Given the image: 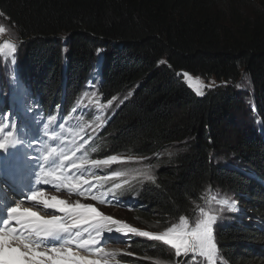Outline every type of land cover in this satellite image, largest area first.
<instances>
[{"label":"trees","instance_id":"trees-1","mask_svg":"<svg viewBox=\"0 0 264 264\" xmlns=\"http://www.w3.org/2000/svg\"><path fill=\"white\" fill-rule=\"evenodd\" d=\"M0 18L18 40L8 72L22 63L26 75L17 72L45 105L59 96L72 104L96 62L102 99L127 93L94 156L133 153L155 164L145 180L120 173L118 186L138 188L141 200L116 209L128 228L160 232L219 191L248 212L227 209L217 224V264H264V225L256 223L264 222V0H0ZM7 69L0 61V83ZM180 71L219 84L198 96ZM242 77L255 110L235 86ZM125 229L123 264L180 259Z\"/></svg>","mask_w":264,"mask_h":264},{"label":"snow or ice","instance_id":"snow-or-ice-1","mask_svg":"<svg viewBox=\"0 0 264 264\" xmlns=\"http://www.w3.org/2000/svg\"><path fill=\"white\" fill-rule=\"evenodd\" d=\"M5 31L4 27L0 25V33ZM5 49L11 53H15L14 45L4 44L0 45V52ZM97 49V55L101 52ZM14 63V62H13ZM160 63H164L161 61ZM184 79L189 88L193 89L198 96L204 95L201 83L194 82L189 74L185 72ZM211 85H209L210 87ZM132 95V93H129ZM27 99V97H25ZM111 103V101L109 102ZM28 109V106H27ZM0 118L7 120V125L0 124V151H5L8 147L14 146L19 141L16 137L17 122L12 118L10 111H5L0 114ZM5 127H10L11 131L5 132ZM47 130L48 125H44ZM39 144V142H33ZM48 148L46 153L42 152L40 156L47 165H55L56 161L50 159L54 153V149L44 145ZM116 157H111L110 161H93V165L99 167L101 163H108L115 161ZM73 168H79L81 165H72ZM49 177H52L50 179ZM67 177L63 176L62 171L56 174L55 167H51L49 171H45V165H40V171L37 174L36 185H49L56 181L63 182ZM81 181L69 185V190L72 191L78 188ZM87 183V181H83ZM43 192L37 193L35 190L26 193L24 196L28 200H36L38 196L42 197ZM43 199L42 202L45 209L54 208L65 214V219L56 216L51 218L41 217L37 212H33L28 208H21L19 204H12L6 209V218L0 221V264H111L108 257L114 259L115 253L104 252V249L99 248L96 251L98 259L88 260L85 256L74 252L67 247L71 245L74 240L80 241L77 244L79 248L87 249L88 245L97 244V238L101 233L107 230L111 233L112 227L107 221L109 218L90 217L86 213L94 212L95 209L90 206L68 205L64 200H57L55 197ZM221 204L226 205L231 211H236L234 203H229L228 200L220 201ZM98 215V214H97ZM216 216L211 215L201 209V218H199L194 226H190L188 220L184 216H180L179 225L168 227L162 234L153 235L149 232H137L135 228H128L127 225L118 226L115 228L116 233H122L125 228L128 232L136 233L140 236L148 237L150 239L162 241L165 245L170 246L174 250L176 257H187L189 253L194 256L198 255L207 259L208 264H214L217 256V245L213 236V225L216 223ZM15 224V227L12 225ZM81 224H91L92 230L95 231L96 237L80 240L81 234L79 231L73 236V229H77ZM111 224H119L118 221H111ZM87 230V229H86ZM59 237V247L56 244H48L46 241L49 238ZM103 254L104 258H99ZM177 264H183L182 261L177 260ZM190 264V262H188Z\"/></svg>","mask_w":264,"mask_h":264},{"label":"rangeland","instance_id":"rangeland-1","mask_svg":"<svg viewBox=\"0 0 264 264\" xmlns=\"http://www.w3.org/2000/svg\"><path fill=\"white\" fill-rule=\"evenodd\" d=\"M0 25H2L5 29V31L3 33H0V45H4V44H10V45H14L15 48H17V44H18V40L15 38V34L13 31V28L11 25H9L5 20H1L0 18ZM15 59H16V51L15 53H11L9 50L5 49L4 52H0V61L3 63V65H8V69L6 70V73H8L9 67L15 65ZM98 59L101 61L102 59V52L99 53L98 55ZM14 62V63H13ZM20 66H18V68H13V72L16 73L17 71L21 70V68H23V64L22 63H18ZM99 68H100V63L97 64V62L95 63V68L94 71H96V73L94 74V77H90L89 81L92 79V81H88V84H86V87L83 91V95H81L76 101L75 104H73L72 106V114H76V117L74 118V120H78L80 122H84L86 119L91 121L94 120V116L93 114L96 116L97 120L95 121V124L97 125L101 119L100 117L103 115H106L107 113H112L114 111V109L122 102V100L127 98V93L126 94H120V95H115L114 97H112L111 100L104 102L102 100L101 94H99V90L97 89V85L99 82V76H100V72H99ZM98 70V71H97ZM65 68H62V72L64 73ZM181 76L184 79V71H180ZM188 73V72H187ZM190 78L197 83H201L204 87L202 88V91L205 93L208 89L216 86L219 84V81L216 80L214 77H203V76H198V75H193L188 73ZM21 75H26L24 68L22 71ZM20 75V76H21ZM92 83V84H91ZM185 83L187 84V82L185 81ZM209 85H211L209 87ZM235 86L237 88H239L240 91L245 92V103L248 104L252 110H255V102H254V96H253V92L250 88V84L249 81L245 79V77L239 78L238 81L235 83ZM21 89H23V85L20 84ZM130 91H128L129 93ZM82 101V102H81ZM111 101V103H109ZM79 102L85 104L88 108V111H84L82 109V106L79 105ZM18 111H21L22 108L18 107L17 108ZM43 120V119H42ZM46 125H48V128H50L51 132L43 139V143H42V152L46 153L48 151V148H45L44 145L47 144L49 148L53 149V145H51V140L53 142H55V146L56 149L58 151V156L61 157L62 159V163L60 166L56 167V174H59L61 171L63 173V176L67 177L68 179H76V180H80V181H84L86 179H90L89 175H92L93 172V166L89 164V162L86 160L87 157H89V155H91L92 153H94L98 147L100 146L99 143V137L98 135L94 132H91L89 134H85L83 136L82 139H80L77 134L79 133V130L76 129L75 127H73L72 125V144L68 145H62V143L60 141L57 140V138L54 136V125H55V120L53 119H44L43 120ZM259 130V129H258ZM264 130L261 129L260 133L264 134L263 132ZM41 133L38 134L39 138H43L40 136ZM32 134H30L31 136ZM51 138V139H50ZM29 152V150H28ZM56 152L54 151V154ZM32 153H28V157H16L15 158V164L18 167H26L28 160L32 157ZM112 157H116L115 161H111L106 163V166L108 164H112L113 167H118L119 168V174L118 177L120 175V173H128V179L131 181H137L139 178L140 179H146L148 178L152 173L151 171H153V167H155V164L151 162L150 158L147 157H143L140 155H136L133 153H122V154H118V155H114ZM106 161H110V158H106ZM223 160V159H222ZM76 164V165H81V167L79 168H73L72 165ZM51 167L45 166L46 170H50ZM12 176H16L15 171H11ZM31 173V172H30ZM29 173V175H31ZM115 178V176H114ZM118 183H115V185H113V189L117 190L118 192H120L121 194L125 191V189L120 188L118 186ZM111 187H109L110 189ZM43 192V196L39 198V202L42 205L36 206L37 209L33 210V212H37L41 217L44 218H51L52 216H56L59 217L61 219H65V214L58 211L57 209L54 208H48L45 209L43 206V203L40 202L43 199H49L50 202L51 201V197H55L57 200H64L68 205H75L77 203L81 204V205H85V206H90L91 204H93L87 197H81V196H77L75 194H68L65 190V185L60 182L57 181V183L54 186V183L46 185L45 187H43V189L40 191ZM97 195H94V198H98L99 195H101L102 193L100 192V189L97 188L96 191ZM95 194V193H93ZM106 194V193H104ZM211 194V195H210ZM208 196V198L205 200V202L203 204H201L196 213L194 214L193 217H186V219L189 222L190 226H194L196 221L201 218V209H203L205 212L211 214V215H215L217 220L216 223L213 225V235L215 233V229L217 227V224L221 221H227L229 218V214H225L227 209L226 205H223L220 203V201L222 200H228L230 201V196H226L223 195L221 193H219V191H213L212 193H210ZM110 196H114V194L112 193ZM112 197H109V199H111ZM236 206V211H230V214H240L241 212H243L245 210V207L240 203V202H236L235 204ZM34 208V207H33ZM105 208V209H103ZM114 207H108L105 205H99L98 209L101 213H103L104 215H114L117 217H121L126 218L125 214H123L122 212H117L116 209H113ZM88 216L92 217V213L88 212L86 213ZM180 220L176 221L175 223L171 224L168 227H172L173 225H179ZM141 227V226H139ZM167 227V228H168ZM143 228V227H142ZM166 228V229H167ZM87 229V230H86ZM91 229V224H81L79 228L77 229H73V236H75V233L77 231L80 232L81 234V238L80 240H87V239H91L89 236V231ZM165 228L163 230H161L160 232L156 231V235L162 234L165 230ZM140 230L143 232L144 230L140 228ZM51 239H55L56 241L51 243V244H56L59 241V237H53ZM105 242L109 241L112 244H108L109 246L114 245L115 248L117 249H122V250H126L127 246L125 243V238L123 241V238H119V239H114V238H107L104 240ZM80 241H76L74 240L72 242L71 245H68L67 247H70V249L73 251L74 247H77V244ZM56 247H59V244L55 245ZM87 249L91 250V249H95L93 248L92 245H88ZM181 261L183 262V264H188V262H190V264H208V261L206 258L195 255L193 253H189L187 257H180ZM93 259H98V257L96 258H91L89 260H93ZM218 262V258L216 256L214 264H217Z\"/></svg>","mask_w":264,"mask_h":264},{"label":"bare ground","instance_id":"bare-ground-1","mask_svg":"<svg viewBox=\"0 0 264 264\" xmlns=\"http://www.w3.org/2000/svg\"><path fill=\"white\" fill-rule=\"evenodd\" d=\"M100 70H101V69H100ZM97 71H98V70H97ZM99 72H100V71H99ZM89 82H90V81H89ZM91 84H92V83H91ZM84 86H85V85H84ZM76 97H77V96H76ZM74 100H75V99H74ZM74 100H73V101H74ZM81 102H82V101H81ZM74 104H75V103H74ZM103 209H105V208H103ZM126 222H127V221H126ZM130 223H132V220H131ZM130 223H129V224H130ZM128 226H129V225H128ZM131 227H132V226H130L129 228H131ZM114 239H115V238H114ZM116 240H117V239H116ZM104 242H105V241H104Z\"/></svg>","mask_w":264,"mask_h":264}]
</instances>
